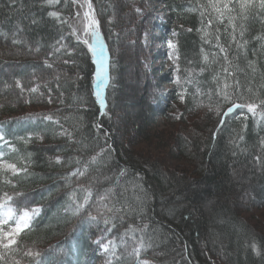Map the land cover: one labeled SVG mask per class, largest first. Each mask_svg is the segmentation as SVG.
Returning a JSON list of instances; mask_svg holds the SVG:
<instances>
[{
    "label": "trees",
    "instance_id": "1",
    "mask_svg": "<svg viewBox=\"0 0 264 264\" xmlns=\"http://www.w3.org/2000/svg\"><path fill=\"white\" fill-rule=\"evenodd\" d=\"M119 1L92 0L109 76L103 91L106 106L100 115L93 91L92 53L87 45L69 35L71 29L67 25H60L47 15L49 11L60 10L62 18L76 23L70 19L77 10L71 0L67 7L62 0L55 8L41 7L40 0H17L15 11L10 10L9 0H0V31L9 34L7 40L0 36V135L8 141L7 144L0 141V164L12 163L18 169H27L18 175L0 171V203L4 202L5 192L13 196L7 206L13 209L14 219L25 209L30 212L39 209L32 216L30 227L21 233L17 250L7 252L0 248V255L7 252L0 264L17 261L37 264L38 260L40 264H108L109 254L102 253L95 243L101 234L115 241L117 255L122 257L120 260L112 257L111 264H136L134 258L127 256L120 240L129 223L149 225L145 238L153 237V247L142 255L156 264H264V149L260 147L264 119L259 109L255 117L247 109H236L221 126L220 117L208 110L218 100L217 81L213 77L219 74L221 87L225 82L221 66L227 65L218 44L228 47L234 63L243 67L246 51L247 59L257 61L258 69L264 71V48L260 47L264 40L256 39L264 37L261 22L264 15L244 22L247 30L243 38L237 29V43L248 41L244 49H237V44L231 43V25L227 19L235 13L226 12L221 21L208 7L209 0H151L154 10L161 13L155 16L152 28L153 39L159 47L157 57L170 65L165 79L172 88L167 95L158 94L154 105L160 107L152 108L148 102H125L136 96V90L125 80L123 56L113 57V50L118 45L115 35L128 34L135 18L130 12L132 1ZM124 14L127 17L121 18ZM32 18L39 23L33 25ZM18 22L24 28L21 38L33 48L39 46V53L29 52L25 45L11 44V33ZM173 31L177 33L175 36ZM61 34L65 37L61 43L74 49L71 59L76 63L74 66L55 63V69L63 68L68 73L62 75L57 89L56 81L51 79L55 69L45 68L43 59L53 51L52 46ZM170 40L177 45L178 60L169 58L173 51L168 47ZM205 55L208 61L203 59ZM56 56L62 53L52 56L51 60L56 61ZM17 66L21 68L13 76L4 70ZM260 71L254 81L250 74H237L239 91L243 93V100L238 102L257 99L245 91L248 86L258 91L259 98H264ZM17 79L24 85L23 93L15 87ZM44 81H49L48 86L53 89L52 103L48 102ZM227 82L232 85L233 78L227 77ZM37 85H40L38 92L27 90ZM175 104L181 106L176 129L155 132L157 118L168 120L171 106ZM130 105L134 106L135 114L127 113ZM228 106L221 105V111H226ZM119 112L123 113L121 118ZM45 115H52L59 124L45 120ZM63 129L80 143H72L67 136L60 135ZM241 135L243 140H239ZM103 147L111 152V159L101 169L104 175L114 177L126 169L121 183L130 186L139 182L147 193L143 221L127 218L110 233L104 232L103 223L81 222V217L66 210L71 203L69 194L78 183L75 177L66 182L68 173L80 167L77 159L83 164ZM257 155L261 157L260 162L256 160ZM57 157L60 163L56 162ZM91 175L100 178L99 184L91 181L94 191L106 186L100 172L92 171ZM247 177L252 198L241 206L239 181ZM80 182L90 181L82 178ZM12 224L13 221L5 224V229ZM136 235L139 237L140 233ZM125 240L127 250L131 251L133 241L127 237ZM253 242L260 255L252 251ZM29 249L41 252L42 256L25 255Z\"/></svg>",
    "mask_w": 264,
    "mask_h": 264
},
{
    "label": "snow or ice",
    "instance_id": "2",
    "mask_svg": "<svg viewBox=\"0 0 264 264\" xmlns=\"http://www.w3.org/2000/svg\"><path fill=\"white\" fill-rule=\"evenodd\" d=\"M41 7L48 6L55 8L57 5H61L62 0H40ZM17 0H9L10 10L15 11V5ZM65 7L68 6V0H63ZM71 5L76 8L74 16L70 19L78 21V23H69V19L62 18V12L60 10L49 11L47 15L53 18L60 25H67L71 29L69 35L75 37L79 43H83L88 46L89 52L92 53L94 57V62L97 65L96 72V98L99 101L101 108H104L105 100L103 98L104 87L108 85L109 76L107 71V56L105 54V46L101 39L100 30H99V21L95 18L93 13L92 0H71ZM208 7H210L214 12H216L221 21L223 20L225 13H235V15H228V23L231 25V43L237 44V49H244L245 45L248 43L247 40H244L243 43H237L236 35L237 29L239 28V35L241 38L244 37L247 30L246 24L244 22L248 21L250 17L260 18L264 15V0H228V2H223V0H209ZM86 8L87 10L83 11L81 14L80 9ZM21 11L23 6H21ZM140 9H137L139 12ZM203 16L204 13H201ZM241 21L237 24L235 21ZM264 23V19L261 21ZM31 23L33 25L38 24L39 21L35 18H32ZM212 20H208V25L211 26ZM24 31V28L21 23H17L15 29L11 33V44L12 45H25L29 52L35 51L40 52V47L37 46L33 48L30 44L27 43L20 34ZM192 31V29H188ZM177 33L173 31L172 35L175 36ZM207 35V33H205ZM0 36H3L5 40L9 39V34L3 31H0ZM65 37L61 34L59 40L56 41V44L53 45V51L49 52L47 56L43 59V65L49 70L55 69V63L59 62L65 66H74L75 60L71 59L74 49L70 48L67 43H61ZM220 37L217 36L216 40L219 41ZM257 40H264V37L257 36ZM208 42V41H206ZM58 45V47H57ZM219 47V52L223 54V61L227 66H221V72L225 76V82L221 87L219 84V74L213 77L214 81H217L216 95L218 100L213 107V105L208 106L209 111H214L215 114L220 117L219 124L221 126L225 123V118L228 117L231 113L235 112L236 109H247L248 113H251L254 117L258 114L257 110L259 109V115L261 119H264V98H259L258 91L254 90L251 86L246 87L245 91L248 93H253L257 99H249L247 102L241 103L238 102L243 100V93L240 92L241 84L240 80L237 78V74L251 75L252 80L256 78V74L260 71L257 67V61L252 59H247V53L245 51L244 56L246 63L243 67L239 63H234L233 58L230 56L228 47L223 45H217ZM168 47L173 51L170 53L169 58L175 60L179 59V56L176 54L177 45L171 40L168 42ZM230 47V46H229ZM261 48H264V44L260 45ZM203 52V49H201ZM57 53H62V56H56V61H52L51 57L55 56ZM215 56L216 54L213 53ZM68 57V58H63ZM239 58L237 55L236 59ZM205 61H208L209 57L205 55L203 57ZM174 60V63H175ZM216 63L215 60L212 61ZM203 71V69H202ZM63 76H67L68 73L65 69H55L51 75V79L56 81V88H60L59 81ZM261 80L264 81V71H260ZM227 77L233 78V84L230 85L227 82ZM70 78V77H69ZM80 77L77 75V79ZM179 83V79H177ZM49 81H44V87L48 89V102L52 103L51 93L52 88L48 86ZM234 85V86H233ZM15 87L20 89L21 93L25 91L24 85L22 82L17 79L15 80ZM40 85L35 87H30L27 90L30 93L38 92ZM260 88H264V82L260 84ZM231 89V91L229 90ZM41 95H44L41 93ZM62 96L63 93L61 92ZM181 100H183V95H181ZM211 98V97H210ZM63 101H61L62 103ZM221 105H230L227 107L226 111H221ZM2 107V106H0ZM179 118V117H177ZM45 120L51 121L53 123L59 124L58 120H54L52 115H45ZM247 119V117H245ZM99 127V126H96ZM219 131V128L217 129ZM62 136H67L69 141L72 143H80V141L74 140L72 133L67 129H63L60 133ZM244 137L239 136V140H243ZM0 141H4L5 144L8 143L5 140L4 136L0 135ZM239 147V145H236ZM260 147L264 149V139L260 141ZM243 151V150H242ZM111 159V152L106 148H100L99 151H96L89 159L81 164L80 160L77 159L76 163L80 164V167H77L74 171L68 173L66 182L75 177L78 183L76 188L69 194V200L71 203L67 206L66 210H70L73 216L81 217V222L96 223L97 225L103 223L104 232L110 233L112 229L117 228L118 223L122 224L127 218L135 217L143 221L144 219V207L147 199V193L144 192L142 184L139 182L134 183H121V178L125 176L126 169H121L118 175L107 176L101 171L103 167L107 165L108 160ZM257 162H260L261 157L256 156ZM57 163H60V158L57 157ZM95 166V167H93ZM0 170L11 171L13 175H18L21 171H27V169H18L15 164L4 163L0 164ZM92 171L100 172L103 176L104 181H106V186L102 189L97 188L95 191L94 184L91 181H94L95 184L100 183L99 177H93L91 175ZM87 179L90 182L85 184L82 181ZM5 183L11 184L10 180H5ZM131 192V195L128 193ZM79 193V195H78ZM19 195V194H17ZM13 200V196L9 195L7 192L4 193V203H0V209L3 210L0 213V248L7 250V252L16 251L19 245V237L25 229L30 227V220L33 215L39 213V209H32L31 212L27 209L23 210L22 215L14 219L13 209L11 207H6L9 201ZM8 221H13L12 227L5 229L4 225ZM149 225L147 223L141 224H132L129 223L123 235L120 237L121 243L125 245V252L127 256L134 258L136 264H156V262L142 253L147 252L148 249L152 248L153 245L151 240L152 236L145 238V234L148 233ZM137 233H140L137 237ZM125 237L132 240L131 251L127 250V241ZM106 241V242H105ZM95 243L107 254H109L108 264H111V258L115 257L117 260H120L122 257L117 255V244L111 238L101 234V238L96 240ZM252 251L257 255H260V250L257 248L256 244L253 242L250 245ZM7 252L3 255H0V261H4L7 255ZM25 255L41 257L42 253L39 251L33 252L32 250L26 251ZM16 264H19L17 261ZM37 264H40V261H37Z\"/></svg>",
    "mask_w": 264,
    "mask_h": 264
},
{
    "label": "rangeland",
    "instance_id": "3",
    "mask_svg": "<svg viewBox=\"0 0 264 264\" xmlns=\"http://www.w3.org/2000/svg\"><path fill=\"white\" fill-rule=\"evenodd\" d=\"M130 1H132V3ZM122 2L123 0L119 1V3ZM128 2L131 3V7L129 6L131 10L130 12L134 16L135 21L132 24V27L128 29V34L124 35L120 32H118V34L116 33L117 36L115 35V37L118 45L115 50H113V57L117 56V54L123 56L126 67L125 80L129 87H135L136 90V96L125 99V102L131 104L148 102L151 104L152 108L160 107L154 105V101L157 99L158 94L161 96L167 95L170 90H172L171 86L166 83L165 79L168 76L170 65L168 62L157 57L159 47L153 39L154 34L152 28L155 23V16H160L161 13L157 9L154 10L155 8H153L151 0H128ZM137 9H140V11L137 12ZM85 10L87 9H80L82 12ZM126 14L128 15L129 13ZM126 14L121 18L125 17ZM76 23H78V21H76ZM161 49L163 50L164 48ZM20 68L21 67L18 66L8 67L4 70H7L13 76ZM171 107L172 110L167 116L169 117L168 120L157 118L155 132H171L173 129H176L177 125L180 123L179 118L177 117L181 114V106L175 104ZM128 108L127 113L130 115L136 113L134 106L130 105ZM121 112L118 113L119 118L123 115ZM172 165L176 164H173L172 162ZM248 177L239 181L241 189L238 196L240 201L239 204H241V206L248 203L252 198L250 193L252 190L249 183L246 181ZM240 194L242 195L240 196ZM6 207L8 206L6 205ZM206 208H208V206H206ZM2 212L3 210L0 209V213ZM9 222L11 221H8V223ZM101 252L105 253L102 249Z\"/></svg>",
    "mask_w": 264,
    "mask_h": 264
},
{
    "label": "water",
    "instance_id": "4",
    "mask_svg": "<svg viewBox=\"0 0 264 264\" xmlns=\"http://www.w3.org/2000/svg\"><path fill=\"white\" fill-rule=\"evenodd\" d=\"M95 79H96V74H95ZM96 83H97V80H96ZM93 90H94V93H95L96 92V84L94 85ZM97 104H98L99 109H100V115H102V108H101V105H100L98 100H97Z\"/></svg>",
    "mask_w": 264,
    "mask_h": 264
}]
</instances>
